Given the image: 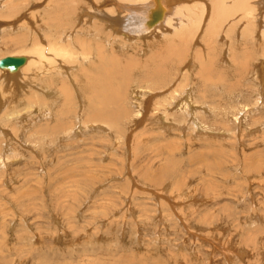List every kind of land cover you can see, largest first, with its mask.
Masks as SVG:
<instances>
[{
	"label": "rangeland",
	"instance_id": "1",
	"mask_svg": "<svg viewBox=\"0 0 264 264\" xmlns=\"http://www.w3.org/2000/svg\"><path fill=\"white\" fill-rule=\"evenodd\" d=\"M8 1L17 4V9H3L2 5ZM77 1L0 0V59L27 53L36 41L44 43L46 40V43L47 20L52 18L51 27L56 25V16L65 7L69 8L65 20L59 18L62 26L57 29L65 42L71 44L72 38L80 35L78 32L90 31L93 39H84L96 47L101 42V34L107 35L108 30L102 29L99 20L84 25L85 19L79 16L92 4L87 1L82 6ZM100 6L105 8V15L111 14L106 9V1ZM237 32L236 38L232 32L228 43L232 41L234 45ZM200 33L187 50H179L178 56L171 54L164 69L167 76L162 79L165 81L155 84L162 89L152 93V97L160 100L178 87L181 99L188 91V96L196 92L197 100L207 102L216 115L220 112L227 115L226 121L219 122L214 116L202 113L201 120L210 126L208 130L201 126L204 130L199 131L190 118L173 120L175 128L171 126L170 132L156 125L154 128L148 121L135 125L133 115L140 102L135 97H140L138 87L146 84L141 77L152 66L147 59L150 52L160 49L159 41L155 45L151 41L143 45L123 44L108 36L103 42L107 56L117 58L121 68L128 65L131 68V83L124 100L115 105V101L107 103L109 96L104 99L111 112L120 108L126 114L120 121H112V133L90 130L73 139L70 137L67 142L60 140V136L78 125L75 112L85 110L77 93L72 102V114L61 116V99L52 106L55 110L51 114V108L44 109L42 99L46 96L38 89V105L29 108L30 95L34 94L27 85L21 89L13 83L16 80L7 84L0 76V82H5L1 91L6 96L0 98L8 104L11 100L19 101V110L25 115L0 118V129L7 132L12 130L5 123L18 121L14 126L21 130L17 135L21 142H16L14 157L21 155L22 159L1 171L0 264H264L263 109L248 113L240 125L235 121L242 107L252 104L256 97L258 86L249 77L247 81V76L259 59L264 62L261 40L254 36L246 50L234 45L236 55L246 51L251 56L245 80L238 73L234 74L235 69H230L225 71V81L212 85V81L208 83L198 75L200 61L197 62L195 56L204 49H199L203 36ZM258 33L259 29L256 35ZM80 38L81 41L83 37ZM78 40L75 45L79 49ZM252 42L255 43L252 45ZM149 44L153 48H149ZM215 46L218 62H221L217 67L221 71L228 68L225 64L227 46L221 38ZM205 52L201 53L205 55ZM88 71L97 72L95 67H88ZM72 73L74 71H70ZM212 79L216 81V74ZM122 81V77L113 80L116 86ZM235 81H239V85ZM166 82L171 83L166 87ZM11 85L13 89L9 92ZM227 94L238 98L229 100ZM219 98L223 99L222 104ZM141 101L144 100L141 98ZM50 102H46L47 107ZM95 104L104 106L103 101ZM201 108L208 109L203 105ZM176 126L186 130L180 133L179 129L175 131ZM260 127L259 132L250 134L251 129ZM221 131L229 136L218 137ZM130 135L134 136L131 142L127 140ZM0 139L5 141L1 132Z\"/></svg>",
	"mask_w": 264,
	"mask_h": 264
},
{
	"label": "bare ground",
	"instance_id": "2",
	"mask_svg": "<svg viewBox=\"0 0 264 264\" xmlns=\"http://www.w3.org/2000/svg\"><path fill=\"white\" fill-rule=\"evenodd\" d=\"M79 1L82 4V6L87 1L90 3V5L92 4V7L89 8L87 7L88 9L83 7L85 9H83L82 16H79L81 19H85V21L82 20L84 21V25H89L88 23H90L91 25L93 24L92 22L93 20H99L102 23V29L108 30L107 35H105V33L101 34V42L97 43L96 47L95 46L92 47L93 46L92 43L87 40L93 35V33H90V31L78 32V34L80 33V35L78 36L79 40L77 39L78 37L74 39L75 38L74 36V38H72V40L70 41L71 44L65 42L63 38L64 36L61 33H59L57 30L60 28V26H62L61 22L65 20L64 18L66 16V11L69 9L68 7H65V10H63L60 14H57L55 19L56 25L53 26L54 28L51 27L52 18L51 19L49 18L46 22V24L49 26V33H47L46 35L47 45L45 43L46 40H44V43L40 42L42 44H40L39 41H36L35 43H33V46L30 48V50H28L27 53L21 55L20 54L10 55V56L27 57L26 63L23 66H21L19 70L16 72H13L8 68H0V76L1 78H3L4 81L6 80L5 81L6 83L7 81L12 82L16 80L13 83L18 85L21 89H24V87L27 85L30 92L31 91L33 92L34 96L32 94L30 95L31 102L29 108L34 107L35 104L38 105L39 97H37L38 96L37 91L39 90L40 93L46 96L45 100L44 98L42 99L44 101V105L43 104L42 105L45 106L44 108L45 110L51 108L50 112L52 114V110H55L52 106L56 104L57 100L61 99L63 102V105L60 107L61 109L59 110L61 112V116H66V114H68L67 116H69V114L73 113L72 102H74L73 99L75 93H77V96L82 104L81 107H83L85 110L84 109H83L84 111H82L81 109L80 111L77 110L75 113H76V120L78 122L77 123L78 125L73 126V128L70 127L72 128L71 131L69 130L70 133L65 132L66 134L62 133L63 135L60 136V138L58 137L60 140L65 142H67V140L70 139V137H72L73 139V136H81L86 131H90V130L92 132L98 130H102L105 132L108 130L112 133L110 129L111 123H113L112 121L114 119H117L116 121H120V119L125 114L124 109L122 110L120 108H117L118 109V110L116 109L117 112L114 110H113L114 112H111V110H109V105L107 106L109 100L115 101L117 103L114 102L113 103L115 105H119V101L124 100V96H125L124 93L128 90L129 85L131 83L130 82L131 68L129 67V65L125 66L124 68H121L120 63L116 61L117 58H114L112 55H111L112 57L111 56L109 57L105 53L103 42L107 39L108 36H110L114 40L123 42V44L136 43L137 45L138 43L142 44V43H147L149 41H151L150 43H152L153 45H155L158 41L159 43H162L159 44L161 46L159 47L160 49L157 52L154 51L153 53L150 52L151 54L147 59L148 62L152 63V66L149 67L147 71H144V73L142 74V77L144 78L140 76L141 80L144 81L146 84H144V86L138 87V90L140 89L141 93H140V97L139 98L135 97V99L136 101H140V102L138 106H136L135 114L132 115L136 126H141V124L148 121L150 125L152 126L156 125L158 126L159 129L168 130L169 132L171 131V126H173L174 121L175 120L177 121V118L182 121L190 118L191 123L194 124L196 126L195 128H197L199 131L204 130L205 128H207L206 130H208V128H210V126L205 123V120H201L202 113H206L207 115L212 117L214 116V120L218 119L219 122H224L227 119V115H225L224 113L220 112L219 115H216L217 113L215 114L211 106L206 104L207 102L206 103L199 102L195 97L196 92H193L191 96L190 95L188 96L187 95L189 93L188 91L185 94V96H182V99L179 98L181 94L180 87L174 88V90L171 89L172 91H169L168 95L164 96L160 100L157 99L155 100L154 99L155 96L152 97V93H155L156 91L162 89L158 86L155 87V84L158 81H162V82L165 81L162 78L164 75H166L164 74L165 72L164 69L167 63L169 64L168 59L171 60V54H176L178 56L180 55L179 50L182 51L185 48L187 50V48L190 47L189 44H192V42L196 39L197 36L196 34L201 31L203 36H201L202 34L200 33L201 34L200 36L202 37V42L199 43L200 45L199 49L204 48L202 51H206V52L205 55L201 53L202 52L201 50H199V52L196 53L195 60L197 58L196 61L197 62L198 60L200 61L198 63H200L199 67L201 72V73L198 72V75L200 74V78L202 80L205 79L206 81H208V83L212 81V85L213 83H216L217 85V83H222L223 81H225V75H226L225 71L227 72L230 69H235L234 74L238 73V76L243 77L242 79L244 80L246 79L245 76L248 74L247 73L248 64L251 59V56L250 54L248 55L246 51L241 52L239 55H236L234 45L237 44V47L240 46L242 50H246V48H248V45L251 44V43L249 44L248 41L252 40L254 36L255 38H257L258 36L259 39L261 40V46L264 51V0H79ZM95 1L98 3H95ZM105 1L107 5L106 9H109V11H111L110 15L107 14L105 15L104 14L105 8L103 7L104 8L103 10L101 8L102 5L100 6V4ZM208 1H210V4L208 3ZM70 2L76 3L78 1L70 0ZM2 8L6 10L14 11L17 9V4H15L12 1H8V3H4L2 5ZM60 17L62 18V21L61 19H59ZM258 29H259V33L256 35ZM42 32L44 33L45 30H42ZM232 32L235 38H236L235 32L239 33V35L237 34V39L234 40L235 41L234 45H232L231 43L232 41H230V43L227 42L229 41ZM80 37H83L81 41H80L81 39ZM84 37L87 39H84ZM220 38L223 40V44L227 46V50L225 51V58L227 59L226 60L227 62H225V64H228V68L224 67L221 71L217 67V63L219 62H218V55L216 54V47L218 45L215 46ZM77 40L80 41L79 42L80 45H78L79 49L75 45ZM90 43L92 46H90ZM163 43H165V45ZM254 43L252 42V45ZM151 45L149 46V48H153L151 47ZM75 48H77L78 50H75ZM155 59L156 60L159 59V61L157 60L158 62L157 61L152 62V60L155 61ZM69 60H72L74 62L70 63ZM76 62L79 63L77 64ZM259 62L260 59L255 63V66L253 67L251 74L247 76V81L249 77V80L255 81L258 86L256 97L254 98V102L252 104L242 107V109L237 114L235 121H237L239 125L241 124V120L247 118L248 113L255 112L259 108L263 109L264 112V65H263L264 62L262 61L260 63ZM75 64H77V66ZM88 67L90 68L95 67L97 72L88 71ZM70 71L72 72L74 71V73L70 74ZM99 72H101L99 75L96 74ZM215 74L217 79L216 81L215 80L213 81L212 76H215ZM117 77H122L123 80L122 83L119 84V86L114 85L115 83L113 82L114 78ZM32 80H34L36 84L34 83V81L32 82ZM5 82H0V96L2 95L4 97L6 96L3 95L4 92L2 93L1 87L4 85ZM170 83L171 82H166V87L169 86ZM186 84L187 83H185L184 85ZM11 87L9 88L11 89L9 92L12 91L13 85H11ZM135 95L138 96L137 92ZM108 96L109 99L106 103L104 102V99L108 98ZM157 96H159V94ZM226 96L228 97L229 100H233V101L234 99L238 98L233 94H227ZM133 97L134 96H132V98ZM141 98L144 101H141ZM2 99L0 98V118L1 116L17 117L19 113H21L19 110L20 107L18 106L19 101L18 103L17 101L12 102V100L9 101L10 100L9 98L8 101L10 103L8 104V102ZM100 101L101 102L103 101L104 106H100V104H99L100 107L96 106L95 102L99 103ZM219 101L221 104L223 103L222 98H219ZM46 102L51 103V105H49L50 107L46 106L47 104ZM201 105L207 106L208 111L201 108ZM7 109L9 110L8 113H7ZM62 110H64V112L66 113H64ZM47 114H49V112ZM252 114L253 113H251V115ZM21 115H23V113H21ZM26 118L27 116L25 117V119ZM22 119L24 120V117ZM22 119L20 121H22ZM40 120L42 121V119ZM17 122L18 121L16 122L14 121V123L10 125H7L9 124L7 122L5 123L6 126L11 127L12 130L10 131L11 133L7 132L6 130L0 129V132L5 136V141L3 139H0L2 141V146L0 147V152L2 153L0 154V178L2 177L1 171L3 169H8L10 167L9 165H15L16 163L22 161L21 155L20 157H14L17 149L15 146L17 144L16 142L17 140L21 142L20 141L21 137L17 138L18 137L17 135L21 134V130H17L16 127L14 126V124H16ZM21 124H24V122L23 123L21 122ZM116 124L119 123H115V125ZM153 127L155 128V126ZM173 128H175V126H173ZM177 129H179L178 131L180 133L186 130V128L182 129L181 126H176L175 131ZM259 129H261V127L256 128L254 130L251 129L252 131L250 132V134L258 131ZM247 134H249V132ZM227 135L229 136V133L225 131H221V134H219L218 137H227ZM249 135H245V136H249ZM133 137H134L133 135H130L127 140L131 142ZM46 140L44 141L45 145H46ZM50 140L52 139H49V142L55 143V141H50ZM25 150L27 149L24 148V151ZM8 152L10 154H8ZM11 178L13 179L12 181H16L15 177H11Z\"/></svg>",
	"mask_w": 264,
	"mask_h": 264
},
{
	"label": "water",
	"instance_id": "3",
	"mask_svg": "<svg viewBox=\"0 0 264 264\" xmlns=\"http://www.w3.org/2000/svg\"><path fill=\"white\" fill-rule=\"evenodd\" d=\"M27 61L26 56H6L0 59V68H8L9 70L16 72Z\"/></svg>",
	"mask_w": 264,
	"mask_h": 264
}]
</instances>
